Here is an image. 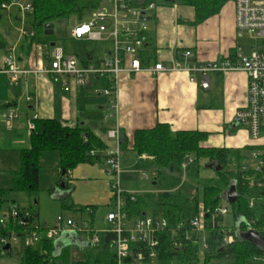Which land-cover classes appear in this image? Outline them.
<instances>
[{
  "label": "crops",
  "instance_id": "obj_1",
  "mask_svg": "<svg viewBox=\"0 0 264 264\" xmlns=\"http://www.w3.org/2000/svg\"><path fill=\"white\" fill-rule=\"evenodd\" d=\"M108 1L110 0L104 2ZM128 1L131 3L139 2V0ZM7 3L8 1L3 4L7 5ZM156 6L149 24V37L154 42L155 60L161 61L165 65H168L178 53L186 50L191 51L197 61L210 62L223 57L248 56L254 49L261 47L258 40L236 32L233 2L227 3L217 15L208 18L197 26L188 24L194 18L193 9L190 7H184L178 3ZM2 10L6 15L0 20V49L3 52L0 68H2L4 58L12 54L19 67L24 71H28L27 74L19 77L16 86L9 83L6 75L0 74V77L7 78V86L12 89L14 99L11 102H16L14 108L17 110L20 103L23 104L25 109L24 119L21 123H15L16 118L13 121L11 131L4 129L6 133L15 130L16 132H22V137L26 140L21 138L15 140V144L18 146L25 144L24 148L29 146L27 122L34 119H54L71 128L75 126L85 128L86 131L105 142L108 147L107 150L110 151L116 148V142L105 135L108 141H112L110 143L106 142V139H103L99 132L106 134L109 130L118 129L119 142L124 140L126 144V148L123 150L118 145L120 150L119 162L124 151L136 154L132 150L135 131L149 130L157 124H166L173 132L197 131L205 133L207 139L202 143V146L206 148L244 151L243 156L245 157L240 163L243 167H250L244 163L246 158L254 159L252 156L256 151L264 152L262 150L264 149V135L257 140H253L246 128L237 125L234 120L235 112L246 105L247 77L245 73L235 71L212 74L209 77V88L207 90H202L198 85L191 84L188 81V76L183 72L156 75L142 72L130 76L121 74L117 88V113L114 114L113 111L108 109L105 97L94 95L91 92L93 88L102 89L104 82L91 80L87 86L79 88L71 79L61 77L58 82H53L49 76L42 74L41 70L47 68L49 64L48 59L46 60L44 57V47L34 44L31 46L29 53L24 54L25 47L22 44L26 42L28 37L25 33L29 32V29L25 26V14H21L17 6L14 5ZM15 13L18 14V21H14L12 18V14ZM70 32L68 33L70 40L87 43L86 41L71 39ZM241 37H248L258 43L252 46L247 45V51H244L238 43V39ZM109 50L110 46L107 52H97L96 54L93 50H90L82 55L70 56L80 59L88 58L91 62L98 63L108 57ZM64 81L68 83V91L63 89L62 83ZM26 97L32 98L30 103H26ZM106 103L107 107L105 109ZM104 109L105 112H108L107 114L104 113ZM28 112L31 114L30 116ZM3 113L0 114L1 117ZM24 148L17 151L19 152ZM249 148H254V150L246 151ZM136 156L138 161L154 162L152 157L146 155ZM41 160L40 158V162ZM58 162L59 155L57 162L55 161V166L58 169L57 178L59 175ZM256 164L257 162L250 168L253 169ZM210 166L206 164L207 169ZM129 172H131V168L122 167V174H128ZM122 179L121 186L125 191L138 192L131 186L128 187L126 180ZM154 179L152 182L153 188L155 185ZM56 181H53L54 187L48 189L52 192H47V194L51 200H55L59 205V200L67 193H63L62 189L56 186ZM39 183L38 173V185ZM67 184L71 187L68 200L72 206L77 208L94 206L98 210L106 209L107 213L110 207L109 179L106 175L103 159L94 164L83 163L78 165L69 174ZM155 192L158 191L153 189L149 193ZM83 197H90L88 205H79V202H84ZM78 216L80 218L77 221L84 220V216L80 214ZM104 217L105 215L102 220L105 223ZM67 219L71 218L65 220ZM34 224L43 227L38 222ZM47 226L45 225L44 228H47ZM53 226L55 225L49 227ZM103 228L105 226L98 229ZM68 248L86 252V248L89 247L79 249L69 246Z\"/></svg>",
  "mask_w": 264,
  "mask_h": 264
},
{
  "label": "trees",
  "instance_id": "obj_2",
  "mask_svg": "<svg viewBox=\"0 0 264 264\" xmlns=\"http://www.w3.org/2000/svg\"><path fill=\"white\" fill-rule=\"evenodd\" d=\"M8 0H0V5ZM105 0H32V11L25 14V26L32 35H28L24 54H28L34 44L44 47V57L50 60V44L55 40L44 35V25L55 24L57 21L66 20L73 15H84L99 8ZM234 0H139L131 3L133 6H144L150 3L155 5H172L178 3L184 7L193 9L194 18L188 24L197 26L208 18L217 15L229 2ZM6 13L0 8V20ZM14 21H18V14H12ZM148 58L155 60L154 42L149 38ZM233 58V57H232ZM18 96V95H17ZM16 96V97H17ZM16 102L0 104V114L7 109L15 107ZM34 129L29 133V146L19 150L20 168L12 173L13 187L8 190L0 189V211L5 210L11 201L10 195L14 193H26L31 199L39 195L38 173L41 154L44 152H57L59 155V175L56 186L63 183V193H67L59 206L63 210H70L82 216L87 215L90 225L93 226L94 217L98 209L94 206L74 207L69 203V191L67 180L69 174L78 165L83 163L94 164L104 158L103 153L108 149L106 143L94 134L80 126L73 128L64 125L54 119L31 120ZM207 139V134L197 131L173 132L166 124H157L149 130H137L133 136L132 150L136 155H146L153 158L157 167L154 179V190L158 194L147 193L136 195L135 202L128 199L125 208L130 217H138L147 209L153 215H161L167 220L168 226L159 236L157 257L154 261L143 260L142 264H157L159 261L172 260L176 264H253L254 257H264L260 251L247 242L239 241L234 235L233 229L223 227L221 215L212 218L215 208L220 205L219 195L231 182L235 183L237 199L229 206L235 222L244 220L254 231L264 236V170L254 171L250 167H243L240 163L245 156L244 151L206 148L202 146ZM120 149L126 148L124 140L119 142ZM249 148L246 151H253ZM264 150V149H262ZM92 153V154H91ZM191 156L193 161L183 172L181 165L186 157ZM205 160L213 172V177L205 183L200 182V161ZM219 167V170L215 169ZM168 173V174H167ZM184 177V179H183ZM183 179V180H182ZM52 190H48L51 193ZM253 202L250 208L249 203ZM143 202L148 203L143 207ZM208 211L205 217V229L209 233L208 251H200L196 246L187 242L182 237V231L178 232L181 242L180 248L173 246L171 231L176 229L177 223L190 219L199 210ZM185 230V228H184ZM239 230L244 231L245 225L239 224ZM2 232H0L1 236ZM224 235H233L234 242L222 245ZM98 243L94 247L86 248V259L77 264H116L115 256L110 248L113 234L99 233ZM69 248L61 250L59 255H54V245L51 242L39 243L32 249H21L20 264H69ZM10 255V250L2 251L0 246V258ZM201 257V259H200Z\"/></svg>",
  "mask_w": 264,
  "mask_h": 264
},
{
  "label": "built area",
  "instance_id": "obj_3",
  "mask_svg": "<svg viewBox=\"0 0 264 264\" xmlns=\"http://www.w3.org/2000/svg\"><path fill=\"white\" fill-rule=\"evenodd\" d=\"M112 12L106 10L91 12L87 22L76 26L70 32V38L86 42H106L110 45L108 57L98 63H93L88 58L80 59L74 56H65L60 47L54 46L51 50L48 67L41 73L49 76L53 82H58L61 77L71 79L79 88L89 84L91 80L104 82L102 89H91L92 94L106 98L108 109L117 113L116 99L119 77L121 74L136 75L148 73L151 75L161 73L183 72L188 76L191 84L198 85L202 90L209 88V77L212 74L240 71L247 77L246 105L234 114L237 125L244 126L253 140L264 135V0H234V27L236 32L258 40L261 47L254 49L248 56L223 57L210 62H199L191 51L178 53L168 65L161 61H150L149 51V24L156 10V5L150 3L144 6H133L128 0H110ZM17 6L21 14L32 11V0H8L7 5L1 4L0 8ZM25 35H32L27 32ZM28 71L22 70L12 54L3 60L0 74L8 77L9 83L16 86L21 75ZM65 91L69 90L68 83H62ZM31 97H26V103L31 102ZM17 118V110L12 107L3 115V125L6 131L12 130L13 121ZM27 133L33 129L32 121L27 122ZM109 139L116 142L113 151L106 150L103 163L109 180L110 207L105 214V228L98 229L84 220H65L61 216L56 218L53 227H41L33 223V217L12 205L4 212H0V246L30 247L34 249L37 244L54 242L64 233L75 234L80 240L94 247L98 243L99 233H111L113 239L110 243L116 264H142L143 260L154 261L159 247V236L167 229L168 223L161 215H147L143 212L138 217H130L125 208L126 201L135 202L136 193L125 191L121 186L119 167V130L113 129L106 133ZM92 154V153H91ZM254 171L264 170V152L256 151ZM193 161L191 156L186 157L181 165L184 172ZM142 177L146 178L145 172ZM264 185V181H262ZM253 202L249 203V207ZM229 211L227 206L215 208L212 218ZM208 211L202 209L190 219L177 223L176 229L171 231L173 246L181 247L178 232L187 242L196 246L200 251H208L209 233L205 229V217ZM251 223H249L250 225ZM185 228V230H184ZM251 230H254L250 226ZM238 229H233L235 232ZM246 230V229H245ZM244 230V231H245ZM241 231V230H240ZM242 231V232H244ZM233 235H224L222 245L234 242ZM7 251V250H6ZM253 264H264V257H254Z\"/></svg>",
  "mask_w": 264,
  "mask_h": 264
},
{
  "label": "rangeland",
  "instance_id": "obj_4",
  "mask_svg": "<svg viewBox=\"0 0 264 264\" xmlns=\"http://www.w3.org/2000/svg\"><path fill=\"white\" fill-rule=\"evenodd\" d=\"M260 1V0H255ZM106 10L108 13L112 12V5L109 2L102 3L98 11ZM89 19V14L85 13L84 15L78 16L73 15L70 16L66 20H60L57 21L53 25V36H51L58 47L62 48L64 51L65 56L70 55H82L90 50H93L96 54L107 52L109 49V44L106 42H87V43H78L74 42L69 39L68 33L74 29L76 26L87 22ZM239 45L243 48L244 51H247V45H257V41L250 40L248 37H241L238 39ZM3 59V52L0 49V62ZM7 86V78L0 77V104L11 102V100L14 99V94ZM98 97V96H94ZM99 98V97H98ZM104 98V97H103ZM102 98V99H103ZM105 100V99H103ZM21 107V108H20ZM107 107V103L105 106V109ZM104 113H108L105 112ZM24 106L23 104H18L17 108V119L15 123H21L24 119L23 114L24 112ZM28 115L31 114L28 112ZM3 119L0 116V189L2 190H8L13 187V180H12V173L15 171H18L20 168V156L18 153V149L24 148L23 146H18L15 144V140L18 138H21L23 140H26V138L22 137V132H16L13 131L11 133H6L3 128ZM99 135L106 139L104 133L99 132ZM15 136V137H14ZM106 142L110 143L112 141H108L106 139ZM119 167L120 170H122V167H129L131 168V172L128 174H120V179L126 180L125 182L128 184V187H132L138 192L136 195H143L147 194L151 191H153L152 182L154 179V176L157 172V167L152 161H138L136 154L133 152L124 151V154L122 155ZM58 153L57 152H45L41 156V162L39 164V195L35 199H31L26 193L19 192L14 193L10 195L11 201L9 202L8 207L15 205L20 210H23L27 213H29L33 217L34 223L38 222L43 227L45 225H48L47 227L51 225H55L56 221L55 218L59 215H61L64 219L71 218L77 221L80 217L78 214L71 212L70 210H63L55 200H51L49 195L47 194L48 189L54 187L53 181L57 180V174L58 169L55 166V161L57 162ZM245 164L249 165L250 167H253L256 163V160L251 159L250 157L246 158L244 160ZM59 163V162H58ZM206 164H208L205 160L200 161L201 171H200V182L205 183L207 179H210L213 177V172L210 169L206 168ZM142 172H145L146 178L142 177ZM168 174V173H167ZM108 178V177H107ZM109 179V178H108ZM122 179V180H123ZM184 179V177H183ZM182 179V180H183ZM110 180V179H109ZM158 192H155L153 194H158ZM84 202H79V205L84 206L88 205L90 202L89 198H82ZM148 203L143 202V207H145ZM220 205L227 206L229 209L228 204L225 202H220ZM7 207V208H8ZM6 208V209H7ZM0 211L4 212L6 211ZM230 210V209H229ZM106 213V209H99L94 220V227L95 228H102L105 226V223L103 222L102 218ZM147 215H152L151 210L147 209L145 212ZM83 219L87 222H89L90 218L87 215H84ZM223 227L231 229L235 226L236 222L233 217V214L231 211H228L227 214L223 216ZM236 229V228H235ZM21 246L13 247L10 250V255L5 256L3 258H0V264H20L21 259ZM69 258L68 262L69 264H77L79 262H84L86 259V252L85 251H79L74 248H69ZM201 259V257H200ZM155 262V261H154ZM157 264H176V261L174 259L172 260H163L157 262ZM202 264V260H200V263ZM225 264H231L230 261H226Z\"/></svg>",
  "mask_w": 264,
  "mask_h": 264
},
{
  "label": "water",
  "instance_id": "obj_5",
  "mask_svg": "<svg viewBox=\"0 0 264 264\" xmlns=\"http://www.w3.org/2000/svg\"><path fill=\"white\" fill-rule=\"evenodd\" d=\"M44 35L47 37L53 36V24H46L44 25ZM55 46L54 43L50 44V47L53 48ZM216 171L219 170V167L215 169ZM64 184H60V188L63 189ZM220 200L224 201L226 204L231 205L237 199V193L235 189V183L231 182L229 186L220 193L219 195ZM243 223L245 225V231L242 232L239 230V224ZM236 232L235 237L241 242H247L259 249L260 251L264 252V236H261L258 232L251 230L250 225L247 224L244 220L235 224ZM54 255L57 256L61 252L62 249L74 246L79 249L83 247H89V244L81 241L75 234L72 233H64L62 234L55 242H54ZM4 251L8 250V246L3 248Z\"/></svg>",
  "mask_w": 264,
  "mask_h": 264
}]
</instances>
